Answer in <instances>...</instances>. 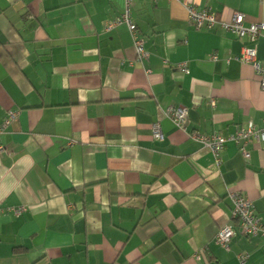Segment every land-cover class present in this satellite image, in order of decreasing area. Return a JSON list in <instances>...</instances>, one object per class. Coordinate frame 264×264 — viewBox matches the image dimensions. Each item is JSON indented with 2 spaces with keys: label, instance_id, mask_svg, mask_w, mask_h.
Listing matches in <instances>:
<instances>
[{
  "label": "crops",
  "instance_id": "obj_1",
  "mask_svg": "<svg viewBox=\"0 0 264 264\" xmlns=\"http://www.w3.org/2000/svg\"><path fill=\"white\" fill-rule=\"evenodd\" d=\"M185 4L264 23V0H135L140 63L125 24L105 31L124 0H0V126L18 113L0 136V264H264L231 202L264 223V142H228L218 165L188 135L264 127L261 76L238 60L256 48L264 65V38L199 30ZM170 107L188 110L187 133Z\"/></svg>",
  "mask_w": 264,
  "mask_h": 264
},
{
  "label": "built area",
  "instance_id": "obj_2",
  "mask_svg": "<svg viewBox=\"0 0 264 264\" xmlns=\"http://www.w3.org/2000/svg\"><path fill=\"white\" fill-rule=\"evenodd\" d=\"M135 0H124V13L114 21L107 24L105 31L110 32L120 25L125 24L133 38V45L137 55V60L140 63L148 61L150 53L145 50L144 41L140 37L137 25L131 20V6ZM158 1V0H153ZM168 2H179L180 0H166ZM190 22L199 30H211L216 26L236 35L239 38L248 37L251 41L262 37L264 38V23L245 25V15L241 12H236L233 15L232 21L227 22L218 20L214 14L207 10H199L194 5H184ZM238 60L247 65H251L256 72L261 76L260 87L264 91V65L257 59L256 48H245L241 57ZM179 69L183 73H189L186 65H179ZM165 115L178 127L186 133V118L188 110L182 107H170L165 111ZM18 117V113L10 112L4 123L0 126V136L6 131L11 123ZM153 134L157 139H162L161 127L158 123L153 126ZM189 137L200 143L204 148L208 149L214 156L216 163H221V154L228 142H235L236 144L247 143L251 140L256 142H264V127L258 128L254 123L250 122L245 127L239 129L234 135L229 138L220 135H201L198 133H189ZM5 148L0 144V153H3ZM240 151L244 158L248 161L250 159V152L247 151L244 145L241 146ZM232 202V218L239 222L241 235L248 238L260 237L264 239V223L258 217L255 205L252 201L248 200L240 194L231 195ZM15 215H21L25 212L26 207L11 209ZM235 230L232 225H227L221 229L217 236V243L225 250L230 249V244L235 237ZM247 257L240 258V264H246Z\"/></svg>",
  "mask_w": 264,
  "mask_h": 264
}]
</instances>
